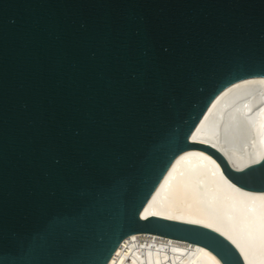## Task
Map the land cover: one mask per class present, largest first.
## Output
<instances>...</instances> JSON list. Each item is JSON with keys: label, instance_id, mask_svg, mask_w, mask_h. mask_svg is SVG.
<instances>
[{"label": "water", "instance_id": "95a60500", "mask_svg": "<svg viewBox=\"0 0 264 264\" xmlns=\"http://www.w3.org/2000/svg\"><path fill=\"white\" fill-rule=\"evenodd\" d=\"M264 76V0H0V264H109L132 234L246 264L221 234L142 210L184 151L264 192L191 136Z\"/></svg>", "mask_w": 264, "mask_h": 264}, {"label": "bare ground", "instance_id": "6f19581e", "mask_svg": "<svg viewBox=\"0 0 264 264\" xmlns=\"http://www.w3.org/2000/svg\"><path fill=\"white\" fill-rule=\"evenodd\" d=\"M236 170L264 158V76L239 80L212 103L191 136ZM204 226L231 241L246 264H264V192L233 183L210 154L189 149L174 161L142 210ZM109 264H223L208 248L151 233L127 237Z\"/></svg>", "mask_w": 264, "mask_h": 264}]
</instances>
